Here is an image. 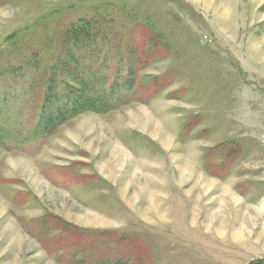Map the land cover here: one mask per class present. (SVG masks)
<instances>
[{
	"label": "rangeland",
	"instance_id": "rangeland-1",
	"mask_svg": "<svg viewBox=\"0 0 264 264\" xmlns=\"http://www.w3.org/2000/svg\"><path fill=\"white\" fill-rule=\"evenodd\" d=\"M0 264H264V0H0Z\"/></svg>",
	"mask_w": 264,
	"mask_h": 264
}]
</instances>
